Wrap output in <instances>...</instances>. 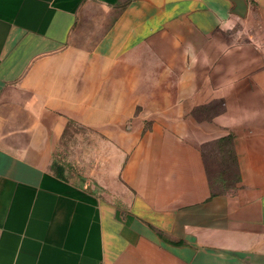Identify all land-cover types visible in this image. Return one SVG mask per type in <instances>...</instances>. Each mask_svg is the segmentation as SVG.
Listing matches in <instances>:
<instances>
[{"label": "crops", "instance_id": "1", "mask_svg": "<svg viewBox=\"0 0 264 264\" xmlns=\"http://www.w3.org/2000/svg\"><path fill=\"white\" fill-rule=\"evenodd\" d=\"M255 1L0 0V264H264ZM93 5L116 13L92 49L73 41ZM93 92L102 121L134 125L114 195L50 169ZM229 135L240 180L214 193L206 154Z\"/></svg>", "mask_w": 264, "mask_h": 264}, {"label": "rangeland", "instance_id": "2", "mask_svg": "<svg viewBox=\"0 0 264 264\" xmlns=\"http://www.w3.org/2000/svg\"><path fill=\"white\" fill-rule=\"evenodd\" d=\"M257 1L252 0V3ZM91 14H82L78 20V26L74 32V44L77 46H85L94 48L99 39L101 28L99 26L100 19L114 16L115 13L104 11L99 6L91 9ZM109 71L113 75L114 64L108 66ZM159 66L156 65V68ZM105 75L104 78L108 82L111 77ZM113 77V76H112ZM109 87V86H108ZM109 96V95H108ZM95 97L97 92L92 93V108L90 121H83L78 117H69L66 128L59 140L54 143V155L51 163L60 164L64 167V174L69 179L86 185L89 189L97 193L106 195H114L115 183L120 178V168L125 163L124 149L125 145L130 143V139H122L121 133L125 131L127 134L134 130L133 124L120 125L116 124L113 118L102 121V111L98 107ZM221 101L217 103L221 110ZM143 108H137L139 113ZM152 120H145L136 129V133L141 137L152 128ZM229 140H225L218 148L225 151L228 148ZM125 144V145H124ZM212 151H216L214 148ZM226 153V152H225ZM216 155V154H215ZM210 153L208 156L209 167L213 176L224 177L228 175L229 182L236 180V174L233 172L222 173L223 169L230 166V157L217 156ZM228 163V164H227ZM222 188L219 187L218 190Z\"/></svg>", "mask_w": 264, "mask_h": 264}, {"label": "trees", "instance_id": "3", "mask_svg": "<svg viewBox=\"0 0 264 264\" xmlns=\"http://www.w3.org/2000/svg\"><path fill=\"white\" fill-rule=\"evenodd\" d=\"M225 140H229V143H228V148L225 151H223L222 149L218 148V146L220 147V144L223 143ZM232 143H233V136L232 135L226 136L222 139H219L216 143H214L212 145V148L206 154L207 162H208V156L210 155V153H214V155L216 154L217 156H226L227 162L229 160L228 158L230 157V166H228L226 169H223L222 173L225 172L226 174L228 173L232 174L234 172L237 177L236 180L233 183H231L229 182L228 175H224V177H221V175L213 176L211 172V168L209 167V162H208L209 177H210V181H211V185H212V189L214 193H225V192L231 191L236 188L237 183L240 180V174H239L238 166H237V157L232 149ZM214 148H216V151H212ZM216 155L215 157H217ZM50 169L56 172L57 174H59L60 176L65 177L64 167L60 165L59 163L58 164L51 163ZM219 187H221L222 189L218 190Z\"/></svg>", "mask_w": 264, "mask_h": 264}]
</instances>
